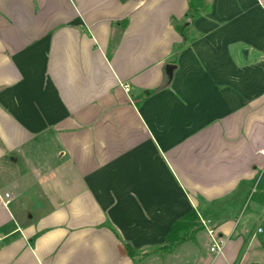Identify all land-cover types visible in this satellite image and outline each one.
Listing matches in <instances>:
<instances>
[{"label": "crops", "instance_id": "0c3cea01", "mask_svg": "<svg viewBox=\"0 0 264 264\" xmlns=\"http://www.w3.org/2000/svg\"><path fill=\"white\" fill-rule=\"evenodd\" d=\"M205 4L0 0V264H134L127 244L158 252L259 182L264 0ZM247 205L213 220L222 254L168 253L264 264V203Z\"/></svg>", "mask_w": 264, "mask_h": 264}, {"label": "trees", "instance_id": "16d2710c", "mask_svg": "<svg viewBox=\"0 0 264 264\" xmlns=\"http://www.w3.org/2000/svg\"><path fill=\"white\" fill-rule=\"evenodd\" d=\"M190 7L195 10L196 16L200 15L201 10H206L208 6L205 4V0H189ZM174 24L178 30L182 33L184 31V25L179 26L178 23L174 20ZM256 186V191L251 196V200H259L264 203V174L260 178L259 182L255 185V182L249 186L247 183H241L238 190L229 197H226L221 200H217L211 203L203 202L205 206L201 208L202 212H196L195 210L190 211L180 220L174 222L171 226L170 231L166 236L165 245L158 249V252L168 253L172 252L175 247H177L182 242L188 240H193L195 234L201 229L203 225L201 223L200 216L212 219H221L226 214H229L228 207L236 203H241V211L247 208V200L249 198L251 190ZM249 188V192L248 191ZM189 234L192 236L187 237ZM127 251L133 259L138 256L137 251L130 245H126Z\"/></svg>", "mask_w": 264, "mask_h": 264}, {"label": "rangeland", "instance_id": "374dc122", "mask_svg": "<svg viewBox=\"0 0 264 264\" xmlns=\"http://www.w3.org/2000/svg\"><path fill=\"white\" fill-rule=\"evenodd\" d=\"M2 170H3V166H2ZM2 170L0 171V173L2 172ZM255 191H256V189L254 187L252 189V191L250 192L249 198L247 200V204L249 202H252L251 196H252V194L255 193ZM198 214L200 215L199 212H198ZM201 218H203L205 220H209L210 222H212L213 225H215V223H214L215 221H213L214 219H212L210 217L206 218V217H203L202 215L200 216V219ZM194 234H195L194 240L189 241L187 239V241H185V242H196V241H198V239L204 240L205 241L204 244H201L198 241V245H199L198 247L203 252H205L207 250V246L208 247L210 246V239L208 237V234H207L205 227L203 226V229H201L200 231H198L197 233H194ZM189 236H192V235L189 234L187 237H189ZM198 236H199V238H198ZM191 246L193 247V245H191ZM183 247L186 248L185 246H183ZM180 249L181 248H178L176 250V252H173V253H162V252L141 253L140 252L139 256H137L134 259V262H135L134 264H186V263H191V261H193V259H191L190 257H187L185 255H182L181 254L182 252H180ZM182 258H184V259H182ZM247 264H248V262H247Z\"/></svg>", "mask_w": 264, "mask_h": 264}, {"label": "built area", "instance_id": "2783aa9c", "mask_svg": "<svg viewBox=\"0 0 264 264\" xmlns=\"http://www.w3.org/2000/svg\"><path fill=\"white\" fill-rule=\"evenodd\" d=\"M126 92H129V87L125 86ZM9 197V194L6 195ZM6 204H9V201H6ZM201 222L205 227L208 237L210 239V251L214 254H222L225 247V241L219 236L216 226L212 224L209 220L201 218ZM3 237L0 235V243L2 242Z\"/></svg>", "mask_w": 264, "mask_h": 264}]
</instances>
